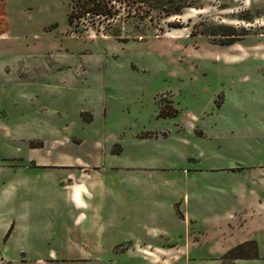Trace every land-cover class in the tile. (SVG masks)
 <instances>
[{
  "label": "rangeland",
  "instance_id": "obj_1",
  "mask_svg": "<svg viewBox=\"0 0 264 264\" xmlns=\"http://www.w3.org/2000/svg\"><path fill=\"white\" fill-rule=\"evenodd\" d=\"M72 3L0 0V164L26 154L18 135L38 146L80 139L64 147L75 155L95 142L104 149L140 130H163L186 138L200 166L225 168L205 176H226L223 212L241 224L209 223L189 254L177 256L118 247L51 263L10 255L0 264H264V0H113V18L70 25ZM218 24L246 33L222 44L208 34ZM190 115L198 119L192 133L175 132L173 118ZM165 227L175 240L183 234L182 221ZM248 235L257 257L223 258Z\"/></svg>",
  "mask_w": 264,
  "mask_h": 264
},
{
  "label": "crops",
  "instance_id": "obj_2",
  "mask_svg": "<svg viewBox=\"0 0 264 264\" xmlns=\"http://www.w3.org/2000/svg\"><path fill=\"white\" fill-rule=\"evenodd\" d=\"M172 121L180 133H192L198 123L194 115ZM168 134L140 130L108 148L95 142L92 151L75 155L66 149L80 139H53L38 146L18 135L27 144L26 154L0 164V263L10 255L77 260L118 247L133 256H177L189 254L203 226L231 220L241 224L235 214L223 212V194L230 188L226 176H205L225 168L200 166L201 155L186 147L187 139ZM173 219L184 224L178 240L165 227ZM245 240L256 237L240 239Z\"/></svg>",
  "mask_w": 264,
  "mask_h": 264
},
{
  "label": "trees",
  "instance_id": "obj_3",
  "mask_svg": "<svg viewBox=\"0 0 264 264\" xmlns=\"http://www.w3.org/2000/svg\"><path fill=\"white\" fill-rule=\"evenodd\" d=\"M113 0H73L70 10L67 14L68 24H74L75 19L102 17L111 19L115 15ZM247 19V18H246ZM215 30L208 33L212 36H220L219 42L222 44H230L239 37L243 36L246 31L244 29L236 30L231 25L218 24ZM158 117L162 116L160 113ZM148 134V133H147ZM257 257V245L254 240L243 241L225 252L223 258L238 259V258H255Z\"/></svg>",
  "mask_w": 264,
  "mask_h": 264
}]
</instances>
